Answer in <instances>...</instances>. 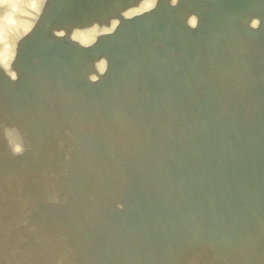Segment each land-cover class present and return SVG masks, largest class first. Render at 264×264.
<instances>
[{
	"label": "rangeland",
	"instance_id": "1",
	"mask_svg": "<svg viewBox=\"0 0 264 264\" xmlns=\"http://www.w3.org/2000/svg\"><path fill=\"white\" fill-rule=\"evenodd\" d=\"M73 1L36 16L98 26L127 0L87 17ZM152 1L109 47L63 38L55 68L27 48L20 78L0 75V136L19 141H0V264H212L228 237L260 245L235 197L264 176V0ZM87 53L105 59L94 82Z\"/></svg>",
	"mask_w": 264,
	"mask_h": 264
},
{
	"label": "bare ground",
	"instance_id": "2",
	"mask_svg": "<svg viewBox=\"0 0 264 264\" xmlns=\"http://www.w3.org/2000/svg\"><path fill=\"white\" fill-rule=\"evenodd\" d=\"M41 0H0V70L6 79L15 80V77H20L17 71L14 68V63L17 61V58L22 55L23 52L27 48H31L35 51L42 53L47 60L43 59V67L46 69H53L58 63V55L52 49V43L59 39L62 36V33L54 34L53 36L48 33L46 37H41L37 40H33L31 35L34 34L38 30H43L45 28V22L37 15V11L39 10V6H41ZM105 1V2H104ZM111 0H85L84 2L78 1L73 4L74 10L71 12V16H80L87 17L89 15H93L97 13V11L93 10L88 14L75 13L80 6L82 9L84 6L91 5L94 2H108ZM154 2H143L140 5L133 6L130 10H126V8L121 9L122 13H119V17H121L120 21L131 20L134 16L146 11L151 8ZM75 7L77 9H75ZM90 10V9H86ZM116 15L111 14L109 19V15L104 16L103 19L113 21L111 26L106 29L104 26L99 27L97 25L89 26V29L85 28L82 30H76L71 32L68 35L69 40H74L78 42L79 45L87 46L89 43L94 40L104 36L114 30L113 25L116 21ZM118 16V15H117ZM118 18V17H117ZM192 24V22H190ZM190 24V25H191ZM32 25L31 32L24 37L25 32ZM34 30V31H33ZM90 60H88V63ZM93 63L87 64L91 66ZM98 74L103 69V63L101 61L97 63ZM16 71V74L14 73ZM88 69H83V73L86 74ZM16 76H15V75ZM96 73V75H98ZM90 80L94 81V76L90 77ZM179 108V107H178ZM0 141L5 142L4 144L9 145L8 148H13L14 146H18L19 142L17 139L12 138L11 136H0ZM19 147V146H18ZM17 151V147L14 148V152ZM240 192L238 191V194ZM240 233V232H237ZM231 242H234L233 240ZM234 250L237 245H233ZM263 247V246H262ZM259 247L257 249V253L264 259V248ZM237 254V253H235ZM255 252L253 250L247 251L243 257H240V261L237 264H252L253 261L257 263L255 260ZM99 253L93 251L91 253V259H98Z\"/></svg>",
	"mask_w": 264,
	"mask_h": 264
}]
</instances>
